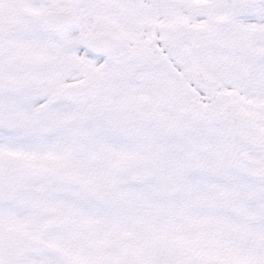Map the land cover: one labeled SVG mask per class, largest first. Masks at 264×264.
I'll use <instances>...</instances> for the list:
<instances>
[{
	"label": "snow or ice",
	"instance_id": "snow-or-ice-1",
	"mask_svg": "<svg viewBox=\"0 0 264 264\" xmlns=\"http://www.w3.org/2000/svg\"><path fill=\"white\" fill-rule=\"evenodd\" d=\"M0 264H264V0H0Z\"/></svg>",
	"mask_w": 264,
	"mask_h": 264
}]
</instances>
